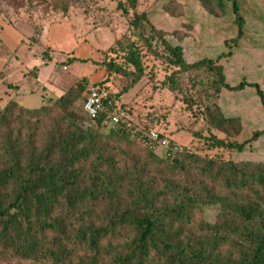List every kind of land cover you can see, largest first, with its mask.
<instances>
[{"label": "trees", "instance_id": "trees-1", "mask_svg": "<svg viewBox=\"0 0 264 264\" xmlns=\"http://www.w3.org/2000/svg\"><path fill=\"white\" fill-rule=\"evenodd\" d=\"M52 1L66 13L77 0ZM199 1L212 15L224 13L222 0ZM229 1L237 36L225 42L228 49L244 26L239 0ZM128 3L135 10L136 0ZM131 24L155 53L144 35L151 27L147 16L135 13ZM158 33L167 63L178 72L206 70L215 77L217 95L244 89L225 83L220 58L188 64L183 49ZM128 48L125 60L135 73L122 93L143 74L137 53ZM230 56L231 50L221 58ZM104 67L108 75L123 72L113 60ZM108 80L93 86L108 88ZM86 83L36 109L15 102L0 109V264H264V162L246 155L264 141V131L240 142L245 130L239 120L225 117L211 96L204 114L224 138L211 135L210 147L231 150L241 161L207 160L185 149L168 156L141 131L104 116L91 119L83 109ZM246 86L264 111L259 85ZM83 92L81 113L76 105ZM105 126L111 127L107 133ZM142 139L143 155L133 156ZM205 208L218 210L214 222L203 218Z\"/></svg>", "mask_w": 264, "mask_h": 264}, {"label": "rangeland", "instance_id": "rangeland-1", "mask_svg": "<svg viewBox=\"0 0 264 264\" xmlns=\"http://www.w3.org/2000/svg\"><path fill=\"white\" fill-rule=\"evenodd\" d=\"M222 1L224 13L212 15L199 0H136L135 10L128 0H77L69 3L66 13L52 0H0V109L9 102L36 109L77 83L85 80L89 88L108 78L115 103L129 109L134 131L155 130L207 160L240 162L231 150L210 147L211 135H224L210 127L204 111L214 96L223 115L237 118L245 130L240 142L264 131L260 101L254 89L246 86L257 84L264 92V0H239L243 35L229 49L225 42L236 38L237 28L230 1ZM135 13L147 16L151 27L144 29V35L152 38L155 53L147 49L140 30L132 27ZM158 32L170 45L183 49L188 64L220 58L225 83L232 87L244 84V89L230 93L222 89L217 95L215 77L206 70L178 72L167 63ZM128 47L137 53L143 74L122 93L135 73L125 60L129 52L123 49ZM229 50L231 56L221 58ZM108 60L123 72L108 75L104 67ZM84 94L76 105L81 113ZM110 128L101 130L107 133ZM143 143L144 139L137 142L133 156L143 155ZM253 146L246 149L247 158L264 162V141ZM217 214L216 208H205L203 218L214 222Z\"/></svg>", "mask_w": 264, "mask_h": 264}, {"label": "built area", "instance_id": "built-area-1", "mask_svg": "<svg viewBox=\"0 0 264 264\" xmlns=\"http://www.w3.org/2000/svg\"><path fill=\"white\" fill-rule=\"evenodd\" d=\"M83 109L93 120L99 116H104L105 120L110 124H123L127 128L130 127L128 118L129 109H123L118 106L112 97L110 89L106 87L90 86L87 88ZM140 131L152 146L162 148L168 156L177 154L183 150L181 146L175 144L171 140L161 137L155 130L149 129Z\"/></svg>", "mask_w": 264, "mask_h": 264}]
</instances>
